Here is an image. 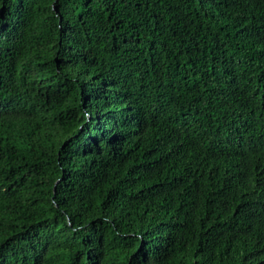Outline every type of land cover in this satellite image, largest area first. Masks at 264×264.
I'll return each mask as SVG.
<instances>
[{
    "label": "trees",
    "instance_id": "16d2710c",
    "mask_svg": "<svg viewBox=\"0 0 264 264\" xmlns=\"http://www.w3.org/2000/svg\"><path fill=\"white\" fill-rule=\"evenodd\" d=\"M0 264H264V0H0Z\"/></svg>",
    "mask_w": 264,
    "mask_h": 264
}]
</instances>
